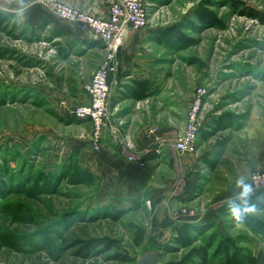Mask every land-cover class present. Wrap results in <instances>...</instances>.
Wrapping results in <instances>:
<instances>
[{"label": "rangeland", "instance_id": "1", "mask_svg": "<svg viewBox=\"0 0 264 264\" xmlns=\"http://www.w3.org/2000/svg\"><path fill=\"white\" fill-rule=\"evenodd\" d=\"M37 1L49 10L51 2L65 3ZM143 2L147 25L153 32L177 26L182 40L162 43L151 36L153 41L143 50L144 65L154 85L153 97L131 102V86L125 85L120 100L114 103H120L117 109L109 98L97 150L106 128L133 144L131 135L124 131L131 110L146 117L164 111L172 121L186 114L184 130L190 106L201 90L199 120L217 110L238 120H252L240 130L217 128L208 144L223 146L229 158L238 150L252 159L255 145L264 141V24L241 11L245 6L264 12V0ZM201 5L213 12L222 26L201 23L195 17ZM51 36L49 29L21 30L16 22L0 32V264H137L146 253H158L159 264L181 261L189 248L171 242L173 229L167 235L154 234L148 201L118 207L125 211L114 220L109 217L111 209L95 199L99 179L90 183L66 173L53 181L43 178V171L67 161L70 140L86 136L83 126L62 122L59 109L80 105L71 96V87L78 81L89 84L106 55L100 61L99 55L85 54L83 49L78 54L69 53L71 49L61 54ZM46 96H51V101ZM167 101L172 102V109L161 105ZM238 122L237 126L242 124ZM89 129L92 141L91 123ZM249 136L255 140L249 142ZM224 165L213 173L209 191L228 185L231 167ZM250 174L246 178L249 182ZM195 204L194 208H176L172 216L193 215L206 203L202 199ZM231 206L223 209L218 224L212 221L215 226L210 231L254 254L264 253V236L236 223ZM251 207L247 211L264 221V210ZM194 237L195 246L203 244L201 236ZM124 254L129 261L120 259ZM218 259L211 264H217ZM185 264L200 263L195 259Z\"/></svg>", "mask_w": 264, "mask_h": 264}, {"label": "crops", "instance_id": "2", "mask_svg": "<svg viewBox=\"0 0 264 264\" xmlns=\"http://www.w3.org/2000/svg\"><path fill=\"white\" fill-rule=\"evenodd\" d=\"M63 1L105 18L114 0ZM0 12L10 16L11 23L19 24L21 30L47 32L49 29L52 35L51 42L61 54L69 49H71L69 53L78 54L83 49L85 54L99 55L101 61L106 52V46L102 42L81 31L75 23L57 17L37 0H0ZM153 31L148 25L141 30H126L117 51V71L109 78L110 105L120 100L118 97L125 85L131 86L129 88L131 102L141 103L153 97L152 95L139 101L130 95L135 82L142 80L150 82L151 73L144 65L146 54L143 49L153 41V37L151 38ZM99 64L98 62L97 68ZM87 84L85 81H78L70 89L71 96L80 105L89 101L85 90ZM151 90H154V85ZM50 97L46 96V100L51 101ZM119 104H115L114 108L117 109ZM171 104V101H167L161 105L172 109ZM131 111L124 131L131 135L134 147L123 153L124 142L119 136L121 134L106 128L101 137L99 150L95 151L90 132L87 133L90 130V123L72 120L65 108L61 106L59 109L62 122L83 126L86 131L85 137L70 140L67 157L74 155L83 168L95 179L100 180V189L95 197L98 202L123 207L129 203L141 205L143 201H148L153 212L151 227L154 234L167 235L173 228L183 223L200 225L214 221L218 224L219 215L225 207L239 202L250 206L264 199V189L253 188L249 179H246L249 173L264 164V141L255 145V155L252 159L245 152L238 150L229 158L227 153H224L223 146L215 148V145L208 144L217 128L228 126L230 130L244 129L252 122L251 117L238 120L237 117L221 115L218 110L203 115L200 119L196 153L182 154L175 151L171 144L183 130L186 114H183V119L172 121L164 111L148 117L140 112L138 114L134 110ZM238 121H242V124L237 126ZM150 128H156L155 134H148ZM254 140L249 136V142ZM130 155L136 159L128 160ZM226 156L230 162L226 161ZM224 164L231 167V170L227 171L228 185L222 184L221 188L209 191L213 185V173ZM252 164L257 167H249ZM202 199L206 204L201 211L178 220L172 216L176 208L181 206L194 208L195 203Z\"/></svg>", "mask_w": 264, "mask_h": 264}, {"label": "built area", "instance_id": "3", "mask_svg": "<svg viewBox=\"0 0 264 264\" xmlns=\"http://www.w3.org/2000/svg\"><path fill=\"white\" fill-rule=\"evenodd\" d=\"M50 10L59 18L75 23L81 31L106 46V55L101 66L94 72L89 84L85 86L89 101L86 104L67 110L70 117L76 121H87L93 128L92 146L98 149L97 141L105 126L108 102L110 98V75L117 71V51L127 29L141 30L147 26V8L143 0H114L109 7L108 16L98 17L83 9L67 5L63 2H51ZM204 91L199 90L197 100L191 104L188 111L187 124L172 142V147L178 153L194 154L197 151L196 142L200 130V120L197 114L200 97ZM156 128H150L148 134H155ZM123 153L133 149L129 138H123ZM134 156H128L133 161ZM250 183L255 189H264V164L250 174ZM175 214V219L180 216Z\"/></svg>", "mask_w": 264, "mask_h": 264}, {"label": "trees", "instance_id": "4", "mask_svg": "<svg viewBox=\"0 0 264 264\" xmlns=\"http://www.w3.org/2000/svg\"><path fill=\"white\" fill-rule=\"evenodd\" d=\"M241 14L264 24V12L244 6ZM195 17L203 24L222 26L220 20L217 19L214 13L207 10V8L202 5L200 8L196 9ZM12 25L11 17L0 12V32H5ZM152 36L155 40H159L162 43H169L172 40L178 39H180V41L182 40L177 26L153 32ZM151 89V82L142 80L135 82V87L131 89L130 95L134 100L141 101L153 95L154 90L152 91ZM43 173V178L45 177V179H47L46 181H53L65 173L67 177L73 176V179L77 177L80 180L83 179L90 183L95 180V177L80 165L78 159L75 158L74 155L69 156L66 162L58 164L55 168L46 171V173L43 171ZM105 207L108 208V210L111 209L109 217L114 220L119 219L125 211L113 204H107ZM247 207L248 206L240 202L233 204L231 206L232 219L252 234L264 236V221L251 215L247 211ZM251 208L253 210H264V199L255 202ZM214 226V222L210 221L200 225L183 223L173 228L171 242L180 247L189 248V250L181 261L167 262L165 264L193 263L195 259H198L200 264H211L217 257H219L217 264H264V253L258 252L254 254L247 248L238 247L230 238L222 239L215 231H210ZM194 235L202 237V245H194L197 241ZM120 259L129 261L128 256L125 254L121 256Z\"/></svg>", "mask_w": 264, "mask_h": 264}, {"label": "water", "instance_id": "5", "mask_svg": "<svg viewBox=\"0 0 264 264\" xmlns=\"http://www.w3.org/2000/svg\"><path fill=\"white\" fill-rule=\"evenodd\" d=\"M137 264H159L158 263V253H146L137 261Z\"/></svg>", "mask_w": 264, "mask_h": 264}]
</instances>
